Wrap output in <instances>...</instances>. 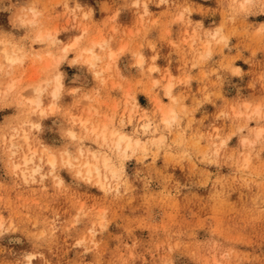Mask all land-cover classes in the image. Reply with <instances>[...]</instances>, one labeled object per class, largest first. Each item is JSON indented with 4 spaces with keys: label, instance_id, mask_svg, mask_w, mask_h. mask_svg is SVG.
<instances>
[{
    "label": "rangeland",
    "instance_id": "1",
    "mask_svg": "<svg viewBox=\"0 0 264 264\" xmlns=\"http://www.w3.org/2000/svg\"><path fill=\"white\" fill-rule=\"evenodd\" d=\"M1 38L21 57L0 58V264H264V0H0ZM101 40L91 67L82 51ZM38 83L44 116L25 100ZM88 107L141 144L122 154L84 131L72 118ZM22 129L54 167L14 168ZM80 150L102 182L77 172Z\"/></svg>",
    "mask_w": 264,
    "mask_h": 264
},
{
    "label": "bare ground",
    "instance_id": "2",
    "mask_svg": "<svg viewBox=\"0 0 264 264\" xmlns=\"http://www.w3.org/2000/svg\"><path fill=\"white\" fill-rule=\"evenodd\" d=\"M233 1V0H232ZM249 1H251V0H249ZM242 2V1H241ZM245 2H247V1H245ZM245 4V3H244ZM243 6V5H242ZM240 8V7H239ZM243 8V7H242ZM242 8H240V9H242ZM29 11H31L30 9H28ZM34 10H32V12H33ZM32 12H30L31 13V16L34 18L36 15H34V13H32ZM35 12V11H34ZM19 16V15H18ZM29 16V15H28ZM26 17V16H25ZM31 18V17H30ZM140 18H141V16H140ZM28 19V18H27ZM20 20V19H19ZM31 21L33 20L34 21V19H30ZM23 21V20H22ZM31 22L32 24L33 23H35V22ZM39 21V20H38ZM20 22V21H19ZM24 22H29L28 20H26V21H24ZM30 22L27 24V25H30L31 24ZM37 23V22H36ZM20 24H24V23H20ZM34 25V24H33ZM21 26H24V25H21ZM32 26V25H31ZM111 30H112V28H111ZM39 31V30H38ZM38 31L36 32V33H38ZM40 32V31H39ZM128 32V31H127ZM193 32V31H192ZM215 33V32H214ZM46 35L47 33H38V35H36L37 36V38H38V40H41L42 39V37H43V35ZM45 35H44V37H45ZM35 36V37H36ZM49 36V35H48ZM3 37V36H2ZM34 37V38H35ZM36 38V39H37ZM51 38V37H50ZM83 38H84V36H83ZM45 39H46V37H45ZM80 39H82V38H80ZM103 39V38H102ZM10 40V39H9ZM74 41H72V43H71V45H69V46H67V48H73L75 45H76V42H77V39H73ZM0 41H2V38H1V40ZM3 41H5L4 39H3ZM2 41V42H3ZM43 41V40H42ZM92 42V41H91ZM90 42V45H91V47L90 48H87L86 50H83L82 51V49H81V51L83 52V53H87L88 54V56L87 57H84V58H86V60L84 59V58H82L79 54H80V52H79V56L77 57V58H82L83 59V62H85V63H89V65L92 67V66H95L96 65V62H98L99 60H100V58H99V56L98 55H96L95 53H94V51H93V46H99L100 48H103L104 49V40H101V42L99 43V42H95V43H91ZM4 44H7V46L8 47H5L3 44H1V47H0V58H4V62H6V64L5 65H7L8 64V66L9 65H13V64H15L16 62H18L20 59V57L21 56H17L16 54H15V52L13 51V50H11L10 49V46L8 45V43L7 42H4ZM93 44V45H92ZM205 44H207V42H205ZM88 45V44H87ZM79 46V45H78ZM140 46V45H139ZM202 46H203V44H202ZM13 47V46H12ZM85 47H86V44H85ZM119 47H121L120 48V50H122L123 48H124V45H123V47L122 46H119ZM137 47V46H136ZM208 47V46H207ZM15 48V47H14ZM17 48H19V47H17ZM64 48V47H63ZM62 48V50H63V53L65 52V51H67L68 49L66 48V46H65V49L66 50H64ZM76 48H77V46H76ZM107 48V47H106ZM84 49V48H83ZM108 49V48H107ZM21 50V49H20ZM120 50H118V51H120ZM71 51V50H70ZM73 51H74V48H73ZM97 51V50H96ZM16 53H17V51H16ZM20 53V52H19ZM26 53V52H25ZM23 54V53H22ZM27 54V53H26ZM25 54V55H26ZM50 54V53H49ZM48 54V55H49ZM86 54V55H87ZM98 54V53H97ZM100 54V53H99ZM102 54H103V52H102ZM46 56H48L47 55V53L45 54ZM54 55V54H53ZM81 55H82V53H81ZM85 55V56H86ZM51 56V55H50ZM77 56V55H76ZM103 56V55H102ZM101 56V57H102ZM118 56V55H117ZM136 56V55H135ZM139 55H137V57L136 58H140V60L138 61V59L136 60V64H137V62H141V57L139 56ZM24 57V56H23ZM35 57H36V55H35ZM42 58H43V55L41 56ZM41 57H38L37 56V58H39L38 60H40V58ZM113 57H114V54L112 53V52H107V58H109L110 60L111 59H113ZM45 58V57H44ZM44 58L43 59H41V60H44ZM48 58V57H47ZM49 58H52V56L51 57H49ZM74 58H76V57H74ZM76 58V59H77ZM116 58V57H115ZM56 59H57V61H56ZM102 59V58H101ZM151 59H153V58H151ZM51 60V59H50ZM53 60H54V64L55 65H57V63L56 62H58V60H60V57L58 56V57H55V58H53ZM74 60V59H73ZM78 60V59H77ZM108 60V59H107ZM1 61H2V59H1ZM0 61V62H1ZM22 61V60H21ZM79 61V60H78ZM103 61V60H102ZM43 62V61H42ZM108 62V61H107ZM112 62V61H111ZM31 63V62H30ZM84 63V64H85ZM102 63V62H101ZM48 64V63H47ZM46 64V65H47ZM104 64V63H103ZM142 64V63H141ZM4 65V64H3ZM2 65V66H3ZM88 65V64H87ZM1 66V64H0V69H3V68H1L2 67ZM51 66V65H50ZM89 66V67H90ZM47 67H48V65H47ZM96 67V66H95ZM148 68H150V67H148ZM28 69V68H27ZM109 69V63H107L104 67H102L101 69H99L97 72H96V74L98 75V76H100V75H103L104 74V72H106L107 70ZM155 70V68H154V66H151V68L150 69H148V70ZM236 69V68H235ZM93 70V69H92ZM153 70V71H154ZM231 70H233V69H231ZM29 71V70H28ZM27 71V72H28ZM234 73H235V71H233ZM25 74H27V73H25ZM94 74H95V72H94ZM117 74V73H116ZM118 75V74H117ZM29 77V76H28ZM27 77V78H28ZM54 79V78H53ZM53 79H50V80H52V82L54 83L53 84V88H52V91L50 92V94L49 95H51L54 99L55 98H57V96L59 95V92H60V89H61V86H62V84H61V81H60V76L59 75H57V76H55V79L53 80ZM162 79V78H161ZM16 80V82H18L17 81V79H15ZM50 80H48V81H50ZM14 81V80H13ZM47 81V82H48ZM11 83L8 85V90H10L11 88H13V86H14V84H15V81L14 82H12V81H10ZM42 82V81H41ZM46 82V81H45ZM63 83V82H62ZM154 83H155V81H154ZM8 84V83H7ZM39 84V83H38ZM47 84V83H46ZM45 84V85H46ZM152 84V83H151ZM170 85H171V83H170ZM35 86V88L33 87L31 90L32 91H30L29 89H28V91H30V93L32 92H34L35 94H36V96L35 97H32L30 100H27V99H25L29 104H31V105H33L36 109H40V111H38L39 112V114H40V112H41V114L44 112V110L46 109H42L41 107H42V100H41V98H40V95H41V93L43 92V90L45 89V86L43 85V84H39V85H37L36 86V84L34 85ZM47 86V85H46ZM31 87V86H30ZM5 88H7L6 86H5ZM27 88H25V90H26ZM8 90H6V91H8ZM167 91H166V93H168L169 94V91H170V86H167V89H166ZM4 91V90H3ZM5 91V92H6ZM27 91V90H26ZM74 91V90H73ZM2 93V92H1ZM4 93V92H3ZM49 93V92H48ZM61 94V93H60ZM125 96H126V93H125ZM170 96V95H169ZM51 97V98H52ZM128 97V96H127ZM130 97V96H129ZM133 101V100H132ZM126 103H128V102H126ZM28 105V104H27ZM115 105V104H114ZM130 105V104H129ZM242 105H245L246 106V104H242ZM133 106H137V105H133ZM244 106V107H245ZM248 106V105H247ZM31 107V106H30ZM49 107V108H48ZM112 108H114L115 109V107H113V106H111ZM124 107H125V105H124ZM123 107V108H124ZM242 107V106H241ZM258 108H259V106H257ZM257 107L255 106V107H253V109H254V113L255 114H257V112L259 113V110L257 109ZM34 108V109H35ZM47 108H48V110L50 111V112H52L53 111V109H54V104H49V105H47ZM90 108V111L89 110H87V109H89ZM159 108V113H160V116H161V121L164 123V124H168V123H170L171 121H173L174 120V116H172L173 115V113H174V111L172 110V109H167V110H165L164 108H162V107H158ZM246 108V107H245ZM244 108V109H245ZM33 109V110H34ZM86 109V114H88V115H86L85 114V117L87 116V118H84V119H81L82 117L81 116H78V117H74L73 116V123L75 122V123H77L80 127H83V129L84 128H86V126L90 123V125H91V128H90V130L88 131V132H91V133H93V134H96V135H101L102 136V138H103V140H108L109 138H110V140H112V146L111 147H113L114 148V150L115 151H117V152H119V153H122V154H126L129 150H131L132 148H134V147H137L139 144H141V143H139V140H133L131 137H129L128 135H126V134H124V133H120L119 131H117V130H110L109 131V128H107V126L105 125V124H103L101 127L99 126L100 125V122H98V124L97 123H91L90 122V117L92 116V114H95V110H93L91 107H88ZM247 109V108H246ZM250 108H248V110H249ZM256 109V110H255ZM32 110V111H33ZM113 110V109H112ZM137 110V109H136ZM233 110V109H232ZM46 111V110H45ZM48 111V112H49ZM88 111H89V113H88ZM98 111V110H97ZM238 111H239V109H238ZM256 111V112H255ZM37 112V113H38ZM251 112V111H250ZM253 112V111H252ZM264 112V111H263ZM53 113V112H52ZM113 114H114V112H112ZM234 113V112H233ZM240 113V112H239ZM44 114V113H43ZM42 114V115H43ZM147 114V113H146ZM83 115H84V113H83ZM136 115V114H135ZM237 115V114H236ZM44 116V115H43ZM108 116V115H107ZM245 116H247V115H245ZM257 117H258V115H257ZM75 118V119H74ZM120 118V117H119ZM142 119V118H141ZM156 119V118H155ZM96 121V120H95ZM99 121V120H98ZM26 123V122H25ZM72 123V124H73ZM138 123V122H137ZM153 123V122H152ZM157 123V122H156ZM155 123V124H156ZM30 125V127H31V124H29ZM36 125H38V124H36ZM35 126V125H34ZM38 126H40V125H38ZM89 126V125H88ZM87 126V127H88ZM90 127V126H89ZM112 127V126H111ZM148 127H150L149 126V123H143L142 125H141V128L142 129H147ZM39 128V127H38ZM36 129V128H35ZM258 130V129H257ZM262 130V129H261ZM84 131H85V129H84ZM144 131V130H143ZM145 132V131H144ZM261 131H257V133H260ZM255 133V132H254ZM15 134V133H14ZM13 135V134H12ZM69 135H72L73 136V134H71V131H70V133H69ZM75 135V134H74ZM259 135V134H258ZM67 136V135H66ZM72 136H71V138H72ZM92 136V135H91ZM101 136H98V137H101ZM70 137V136H69ZM8 138H10L9 136H8ZM95 138H96V136H95ZM95 138H94V140H95ZM3 139H5L4 137H3ZM90 139H92V138H90ZM100 139V138H99ZM9 140V143H10V146L11 147H13L14 149H16L17 151H19V152H21L22 154H21V163H15L14 164V168L15 169H18V171L20 170L21 171V175L25 178V173H24V171H25V169H26V166H27V164L29 163V162H33V158H36V160H37V168H39L40 167V164L41 163H46V164H48L50 167H54V165H55V163H56V157H55V155H54V153L52 154L51 153V151L47 148V147H44V146H42L41 147V149L39 150V149H37V148H35V147H33L31 144H30V141H29V138H28V135H27V133H26V130H18L17 131V134L15 135V137H14V139H13V137L11 136V138L10 139H8ZM97 140V139H96ZM247 140V139H246ZM93 141V140H92ZM4 142V141H3ZM8 142V141H7ZM103 144V143H102ZM99 145H100V143H99ZM35 146V145H34ZM10 147V148H11ZM9 148V147H8ZM9 148V149H10ZM40 148V147H39ZM113 150V149H112ZM134 150V149H133ZM13 154H14V152H12ZM118 153V154H119ZM16 154V153H15ZM82 157H84L85 159H83V161H81L78 165H79V169L77 170V172L79 173V174H82V172H84L86 175H88V176H90V175H92V173L93 172H95L96 173V176H97V178H98V182H102L101 181V179H100V176H102L101 175V169H100V167H99V164L97 163V159L99 158H97V155L98 154H95V153H91V157H90V159H93L94 160V163L93 162H91L90 160H88V157H89V155H88V153L86 152V151H83V150H80V153H79ZM100 154V153H99ZM102 154V153H101ZM128 155V154H127ZM70 156V155H69ZM19 158V157H18ZM67 158V157H66ZM63 159V158H62ZM67 162H66V161ZM64 161V164L65 163H68V160L67 159H65ZM70 161V160H69ZM71 162V161H70ZM110 162V161H109ZM23 166V168L25 167V169H21L20 168V166ZM67 165V164H66ZM68 166H70V164L68 163ZM35 167V166H34ZM101 167H103L104 168V170L106 169V170H108V169H110V167H109V165H108V159L107 158H102V161H101ZM16 171V170H15ZM33 171L35 172L36 171V169L34 170L33 169ZM105 172V171H104ZM94 173V174H95ZM111 174L113 175L114 174V172L113 171H111ZM31 175V174H30ZM90 178V177H89ZM102 178V177H101ZM105 178V177H104ZM102 185H103V183H101Z\"/></svg>",
    "mask_w": 264,
    "mask_h": 264
}]
</instances>
